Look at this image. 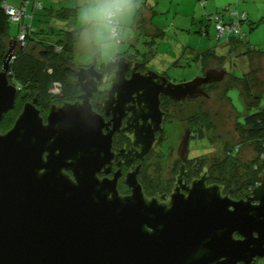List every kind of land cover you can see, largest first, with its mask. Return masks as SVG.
<instances>
[{"label": "water", "instance_id": "1", "mask_svg": "<svg viewBox=\"0 0 264 264\" xmlns=\"http://www.w3.org/2000/svg\"><path fill=\"white\" fill-rule=\"evenodd\" d=\"M17 45L10 42L0 71V124L22 91L10 82ZM116 60L107 100L99 90L104 74L94 65L81 67L77 101L53 104L45 119L37 95L0 132V264H258L264 171L261 184L239 201L223 196V186H207L206 173L188 195L176 190L161 199L147 197L136 177L126 179L129 195L120 192L118 173L100 177L112 171L106 167L115 132L134 130V146L147 152L159 130L160 146L166 137L161 96L207 97L205 86L222 81L226 71L209 69L175 84L153 70L139 72L141 63L127 56ZM96 93L109 122L94 109Z\"/></svg>", "mask_w": 264, "mask_h": 264}, {"label": "rangeland", "instance_id": "2", "mask_svg": "<svg viewBox=\"0 0 264 264\" xmlns=\"http://www.w3.org/2000/svg\"><path fill=\"white\" fill-rule=\"evenodd\" d=\"M24 1L6 0L8 5L15 4L17 7ZM27 2L28 14L23 24L35 30L39 27L48 29L50 25L54 26L55 23L46 16L48 8H77L76 15L61 21L63 23L61 25H55L58 29L80 30L73 58L76 69L93 65L101 69L112 60L131 52L134 55L138 54L140 60L146 59L149 68L157 72L166 71L175 84H180L203 74L202 64L195 59L196 55L214 49L219 56L228 58L225 71L237 77L247 74L253 87V94L264 98V57L253 55L229 58V47L224 46L227 37L219 39L217 32L216 18L222 17V13L213 15L211 19L207 15L215 8L214 3L206 4L205 1L199 0H127L120 6L124 9L118 11L116 20L119 26L114 30L108 19L94 16L92 9L97 7L96 0H27ZM37 2L41 3L44 9L36 8ZM230 3L236 11L234 12L237 16L236 22L244 12L254 15L252 21L240 23L242 32L240 38L247 48L263 50L264 0H232ZM238 3L241 5L239 9L235 7ZM138 9L141 16L136 20ZM155 28H159L164 34L157 35ZM18 29L17 24H11L12 37H20L23 30L18 35ZM19 41L24 42L18 38L17 42ZM238 81L234 79L233 89L228 93L231 103L223 96V89L231 82L230 76L221 82V88L210 92L211 99L196 100L195 120L199 117L202 121L195 125L196 138L192 139L190 150L192 153L196 151L197 155H204L205 161L214 158L221 163L222 160H226L228 170L229 166L234 170L238 169L239 174L234 180L237 185H242L250 175L255 174L254 164L264 162L260 159L264 151L259 154L256 152L253 144L242 132L243 128L238 124L249 113L247 105L250 103L242 83ZM20 101L19 97L18 104ZM199 126L205 129L204 134H201L204 137H197L200 134L197 132ZM184 127L185 124L182 123V128ZM174 162L175 155L163 161L162 168L171 167ZM215 174H223L221 177L225 181L233 180L226 172L217 171ZM258 264H264V259H259Z\"/></svg>", "mask_w": 264, "mask_h": 264}, {"label": "trees", "instance_id": "3", "mask_svg": "<svg viewBox=\"0 0 264 264\" xmlns=\"http://www.w3.org/2000/svg\"><path fill=\"white\" fill-rule=\"evenodd\" d=\"M6 4V0H0V71L2 70L3 58L10 42L19 38L17 36H11V24L17 23H13L8 16L5 9ZM22 7H24V5L18 8ZM40 9H44L43 5ZM47 11L48 13L46 16H49L50 20L55 23L54 26L56 24H63L61 21H66L71 16L77 14V8L54 9L51 7L48 8ZM140 16V9H138L136 20L139 19ZM23 22L17 24L19 26L18 35L21 33V30H23ZM54 26L50 25L48 29L39 27V29L36 28L35 30L31 28L26 35L25 47L17 45L16 57L11 63L10 68V82L22 89L20 93L21 101L20 104H17V107L5 117L2 123V129L4 131L13 125L15 119L22 111L24 103L27 100L35 98L37 95H39V109L45 113L52 104L73 102L81 93L80 88L75 83L77 69L73 65L74 53L80 36V30L58 29ZM224 46L229 47V58L233 56L252 57L253 55L264 57V49L256 50L247 48L240 37L231 36L227 38ZM124 55L132 56L131 52L125 53ZM116 59L102 68H107L108 72H112L113 69L116 68ZM195 59L201 62L202 69H206L214 64L224 66L228 60L226 56H219L214 49L197 54ZM144 61L147 63L146 59ZM230 77L231 82H228L223 89V96L230 102L231 99L228 93L233 89L234 79L239 80L238 83H242L245 95L250 99V103L247 105L249 113L244 117L242 122L240 121L238 124L243 128L242 132H244L247 140L253 144V147L259 154L261 151H264V98L253 94V87L247 74L241 77L231 74ZM219 88H221V83L214 84L211 91ZM196 119L195 125H198L202 120H200L199 117H196ZM204 131L205 129L199 126L197 132L200 134L197 137H204L201 136V134H204ZM227 164V161L223 160L219 163L220 168L217 171L220 173L226 172L233 178V180L225 181L228 188L241 187L249 191L250 188L255 187L263 180L264 162L262 164H254V169L256 170L255 174L253 176L250 175L242 185H237V182L234 180L239 174L238 169L234 170V168L229 166L228 170ZM252 168L250 169L252 170ZM222 175L223 174H219V176ZM231 181L234 183L232 184Z\"/></svg>", "mask_w": 264, "mask_h": 264}, {"label": "flooded vegetation", "instance_id": "4", "mask_svg": "<svg viewBox=\"0 0 264 264\" xmlns=\"http://www.w3.org/2000/svg\"><path fill=\"white\" fill-rule=\"evenodd\" d=\"M126 56L132 60H135V62L141 63V67L138 70L139 72L145 73L147 70L155 71L154 69L149 68V65L144 60H140L138 54L137 55L132 54V56H128V55ZM209 69L226 70V67L225 65L221 66L219 64L211 65L210 67L203 69L202 71L203 74H201L200 76H204L207 70ZM98 70L104 74L103 84L99 88V90L104 92L105 94L103 96L104 100H107L108 99L107 92L111 89V85H109L106 81L111 72H108L107 68H101V69L98 68ZM157 73L162 76H166L170 81H172L167 75L166 71L157 72ZM228 76H231V74L228 71H226V76L222 81L206 85L205 89L208 94L207 97L202 96L195 99L191 98L182 101H174L169 97L161 96L162 104L160 108L161 111L165 113L162 128L166 133V137L162 141V143H160V146L157 145L158 139L161 138L162 136V133L159 130L155 131L154 138L150 143L149 145L150 147L148 148L147 152L146 151L144 152L143 149L134 146L131 139V137L135 135L134 130H131L127 133L125 131L115 132L113 136V145L111 149L113 157L111 159V164H108L106 167L108 169L111 168L112 171L108 174L102 172L100 174V177H108L113 179L115 177V174L118 173V177H117L118 187L123 195H129L132 192L130 186L126 183L127 177L129 180L136 177L139 183L141 184L145 192V195L147 197L149 198L156 197L158 199H161V197L164 196L169 198L171 194L175 193L176 190L180 191L183 194L188 195L187 188L191 187L195 180L196 181L200 180L201 175L206 173L207 186L210 185L223 186V191H222L223 196L229 194L231 198L236 201L245 199L247 194L250 193L252 190H254L256 186L261 184V182L258 183L255 187L250 188L249 191L246 188L244 189L241 187L228 188L227 183H225V179L221 176H218L219 174L218 175L215 174L217 170L220 168L219 167L220 161L215 160L214 158H211L212 160L209 159V161L207 160L205 161L204 155H197L196 151L192 153L190 150V143L192 139L196 138V134H195L196 100L211 99L210 92L212 86H214V84H219L223 82ZM127 78H131V71L127 73ZM19 97H21L20 94L18 95L15 107L12 110H14L17 107ZM97 100H98V93L95 94L94 109L95 111H97V113L104 116L106 122H109L112 119V116L106 115V110L104 109L103 106L96 105ZM75 101H77V99ZM54 104H61V103H54ZM133 105L134 104L131 102L128 105V107H132ZM49 109L45 113L42 112V115L45 117V119L48 116ZM12 110H10L8 113L4 115V118L0 124L1 133L7 132L15 123L14 121L13 125L10 128H7L5 131L2 129V123L5 117ZM126 113L128 114V116H130L131 114L133 115V113L129 112L128 110L126 111ZM126 121H127L126 118L123 119L122 127L123 125L126 124ZM182 123L185 124L184 128H182ZM182 129H183V133H182ZM106 133H108L107 129H105V134ZM187 133L188 135H190L188 149L181 150L180 149L181 143ZM173 155H175L174 164L171 167H166V169H163L161 163L166 159H170ZM165 170L167 171L165 172ZM237 237L240 238V236Z\"/></svg>", "mask_w": 264, "mask_h": 264}, {"label": "built area", "instance_id": "5", "mask_svg": "<svg viewBox=\"0 0 264 264\" xmlns=\"http://www.w3.org/2000/svg\"><path fill=\"white\" fill-rule=\"evenodd\" d=\"M35 7L40 9L42 7L41 3H35ZM5 9L7 11L8 16L10 17L11 21L13 23H17V24H21L24 19L27 17L26 15V9L24 7L22 8H17L14 6H10L8 4L5 5ZM121 10V8H120ZM117 17V12H114L113 15L108 18V22L110 25L113 26L114 30L118 29V21L116 20ZM212 17V16H211ZM216 25H217V32H218V37L219 39H221L222 37H241L242 36V32L240 29V23L246 21V14L242 13L240 15V20L238 22H225L224 19H222L221 17H217L216 18ZM31 30V27L28 26H24L23 27V32L19 37V40L24 42H18V45L21 47H24L26 44V35L27 32ZM260 159H262L264 161V153L260 155Z\"/></svg>", "mask_w": 264, "mask_h": 264}, {"label": "crops", "instance_id": "6", "mask_svg": "<svg viewBox=\"0 0 264 264\" xmlns=\"http://www.w3.org/2000/svg\"><path fill=\"white\" fill-rule=\"evenodd\" d=\"M26 1V4H24V2ZM24 2L21 3L20 6H23L24 5V8L26 9V14L27 13V6H28V2L27 0H25ZM199 1H205L206 4H211V3H214L215 5V8L211 10V13L207 14L209 19H211V16L213 15H216V14H219V13H222V18L226 21V22H236L237 20V16H236V11L234 10V7L232 6L233 4H231L230 2L232 0H199ZM247 1V0H245ZM10 6H14V7H17L15 4H10ZM219 6V7H218ZM221 6H224L225 8L221 7ZM235 7H237L238 9L241 7L240 3H238ZM18 8V7H17ZM121 9H124L123 7ZM235 12V13H234ZM245 13V12H244ZM117 15H118V11H117ZM248 15V16H247ZM247 16V20L246 21H249L252 19H254V15L252 14H246ZM152 18H151V21L150 23L152 22ZM152 24V23H151ZM25 26V25H24ZM34 29V28H33ZM155 31L158 34H164L163 31L159 28H155ZM206 32H208V30L206 29Z\"/></svg>", "mask_w": 264, "mask_h": 264}, {"label": "clouds", "instance_id": "7", "mask_svg": "<svg viewBox=\"0 0 264 264\" xmlns=\"http://www.w3.org/2000/svg\"><path fill=\"white\" fill-rule=\"evenodd\" d=\"M126 2L127 0H96L97 7L92 12L99 19H108Z\"/></svg>", "mask_w": 264, "mask_h": 264}]
</instances>
